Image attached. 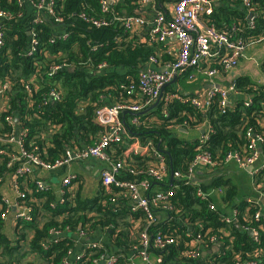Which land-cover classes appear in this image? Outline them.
Instances as JSON below:
<instances>
[{"label": "trees", "instance_id": "16d2710c", "mask_svg": "<svg viewBox=\"0 0 264 264\" xmlns=\"http://www.w3.org/2000/svg\"><path fill=\"white\" fill-rule=\"evenodd\" d=\"M166 1L156 0L157 7ZM242 1L227 0L236 4ZM27 3L30 4L29 0H0V12L9 17H0L4 42L0 46V88L6 82L13 86V90L6 89L0 94V103L4 102L0 107V138L15 136L24 128L28 132L24 137L25 149L38 147L41 158L54 162L63 157L66 149L80 147L79 139L88 145L96 142L101 126L94 120L95 112L102 106L112 105L107 103L109 99L117 100L116 104L146 101V96L128 94L127 87L137 81L139 71L150 57L157 58L158 65L173 62L175 58L166 53L164 42L146 41L151 29L147 23L131 31L118 20L145 13L141 0H118L107 12L102 11L100 0H56V17L60 22L54 17H44L40 24L33 22L35 10L28 9L31 4ZM250 3L256 15L254 29L243 12L213 13L205 18L208 24L228 30L234 38L246 42L253 37L254 41L264 35V0H250ZM213 8L215 11L214 5ZM81 13L104 19L108 24L96 26L82 18ZM102 63L105 67L100 69ZM211 65L220 66L217 60ZM55 66L61 68L53 71ZM190 74L191 71L178 75L177 81L190 82ZM235 83L236 92L242 98L224 109L217 97L212 98L206 111L173 98L139 115L138 124L131 123L134 117L131 112L121 113L128 134L143 143L150 142L165 155L169 171L183 175L166 180L167 186L175 187L170 197L174 209L168 212L172 217H180L175 225L166 220L148 226L149 218L144 211L134 212L132 206H122L121 203L129 199V190L114 184L109 189L101 186L94 198L85 197L78 177L66 203L60 204L62 196L58 194V185H50L46 192H41L31 178H21L26 192L22 202L29 208L32 220L13 227L0 213V264H65L75 247V238L68 233L73 235L83 230L90 234L97 229L110 232L112 244L123 248L118 264H125L127 255L131 256L132 247L138 242L133 239L134 223H140V228L152 238L162 232L176 239L164 248L150 247L152 256L161 257L159 264L190 261L185 254L191 247L192 236L199 232L204 238L215 236L222 244V252L212 264L250 260L264 264V216L256 220L260 205L247 202L239 184L226 176L228 167L224 164L229 150H244L248 146L250 128L264 135V87L249 78H237ZM26 85L30 92L24 89ZM52 91L57 92L60 99L50 100ZM164 92L194 96L193 92L186 94L184 88L178 92L172 84L167 85ZM245 95L251 100L249 106L245 105ZM8 116L13 117L12 122L7 120ZM182 126L208 135L201 148L211 155L216 165L205 170L203 178L206 179L200 184L186 182L188 178L184 176L197 153L195 148L200 139L185 140L182 137L185 134L178 128ZM0 147L6 149L7 144L0 143ZM107 152L112 161H125L117 176L121 181L134 180L137 175L131 173L130 168L145 169L153 160L151 153L129 151L127 142L111 144ZM7 163L8 156L0 155V178L8 174ZM254 181L262 184L264 190V168L258 171ZM198 187L205 192L222 188L223 194L220 199L202 200L197 196ZM215 201L217 209L212 210L209 204ZM54 203L57 206L51 208L50 204ZM223 207L236 209V220L224 222ZM186 226L193 227L192 236L187 235ZM245 227L255 229L256 236L250 235ZM58 231L60 234L55 235ZM106 251L104 245L86 249L85 256L71 264H93L92 260Z\"/></svg>", "mask_w": 264, "mask_h": 264}, {"label": "built area", "instance_id": "2783aa9c", "mask_svg": "<svg viewBox=\"0 0 264 264\" xmlns=\"http://www.w3.org/2000/svg\"><path fill=\"white\" fill-rule=\"evenodd\" d=\"M103 12H107L111 4L116 3L118 0H100ZM30 6L35 8V16L33 22L40 24L44 17L56 18L60 22V18L56 17L55 2L56 0H29ZM143 6L154 7L156 9L154 19L148 22L145 16H130L120 17L118 20L123 22V25L131 30H139L144 24L151 26L148 32L146 41L150 43L164 42L172 37L176 38L179 42V50L175 60L165 65V70H161L158 65L159 60L154 56L150 57L145 67H143L137 76V81L132 82L127 87V93H137L143 98L146 96V101L141 104L138 102H122L114 105H105L98 108L95 112L94 120L101 126V130L97 140L92 145H87L85 148L75 147L66 149L63 157L58 158L54 162L45 161L40 157L38 147L33 150H26L24 146V137L27 135V130L22 128L18 134L11 136L7 139L0 138V143L7 144V148L0 147V155L8 156L7 168L8 174L0 178V213L3 220H9L11 226H22L24 222L32 220V215L29 208L23 204L22 199L26 196V192L21 186V178H31V182L35 183L38 190L46 192L49 184L43 176L35 175L32 173L37 170L43 173H52L59 168L68 167L75 160H87L90 158H99L109 163V167L102 172L103 185L108 186L114 184L117 187L127 188L129 190V199L133 201L132 210L134 212L144 211L149 218L148 226L158 221L169 220L166 217L169 211H173L174 207L170 202V197L174 193V186H167L166 180L177 179L183 177L180 172H172L168 169V162L160 151L152 147L150 142H141L138 138L131 137L126 130V126L121 117L124 111L131 112L134 117L131 119L132 124L139 123V113L153 104L159 99L162 89L172 82L178 75L191 71L190 79L194 78V73L198 70L203 75L214 77L219 72H229L238 66L239 60L242 57L246 48V43L242 39L234 38L228 30H220L212 24L203 23L201 18L203 15H210L213 11L211 0H175L172 6L170 15L157 8L156 0H141ZM242 4L249 8L251 14V28H255L254 18L255 14L251 9L250 0H243ZM80 16L96 26L107 25L108 22L101 18H93L85 13ZM0 17L7 18L8 15L0 12ZM9 18V17H8ZM33 35V34H32ZM34 37V35H33ZM264 41V35L252 42ZM35 43V42H34ZM4 44L2 33H0V46ZM34 49V46H33ZM33 51V50H32ZM31 53V50H30ZM217 60L220 64L219 67L212 66V61ZM201 66L203 68H201ZM105 64L99 65L102 69ZM61 66L53 67V71L58 70ZM10 82H6L0 88V94L8 89ZM28 86V85H26ZM30 87L28 86L27 89ZM235 91V86L231 85L226 88L217 87L210 89L205 98L200 93H194L193 97L186 95L180 96L174 92L163 93L160 102L164 101L166 104L173 98H177L183 102H188L196 108L206 111L211 103L212 98H219L223 108L226 106L228 95ZM50 100L60 99V95L52 91L50 93ZM4 103V102H2ZM0 103V107L3 105ZM251 100L246 101L249 106ZM167 115L168 113L164 111ZM9 122L13 121V117L8 116ZM249 143L244 150L233 149L229 150L224 158V164L229 166L234 163L238 168L247 170L253 167L250 172L252 176H256L258 171L264 168V165H258L261 159V151L259 146L264 148V135L256 132L253 128L248 130ZM208 139V135H204L199 140L198 146L195 148L197 153L193 158L187 174L184 175L186 182H194L197 184L202 183L200 180V171H205L207 168L215 166L216 163L211 155L202 150L201 145ZM127 142L129 151L134 153L150 154L153 160L145 169L136 170L130 168V172L137 175L134 180H118L117 176L120 174L121 168H124L125 161L123 159L111 160L107 148L111 144H120ZM12 146V148H11ZM78 175L68 172L61 180L59 185L58 194L62 196L58 203L65 204L67 197L70 196L71 189L77 184ZM199 180V181H196ZM168 184V183H167ZM262 184H256L254 187L257 192L263 190ZM12 191L13 198L9 197L6 190ZM223 192L222 188H213L205 192L201 187L197 189V196L206 200L212 198L214 192ZM247 202L259 204L254 199L247 198ZM256 201V202H253ZM260 205V204H259ZM51 208L57 206L56 203L50 204ZM210 209L216 210L217 206L214 202L209 204ZM261 208V206H260ZM233 216L230 218H223L224 222L236 220L237 210L232 209ZM161 217H157L160 216ZM223 216V215H222ZM264 216V212L260 210L256 214V220ZM157 217V219H156ZM245 230L252 231L253 236H256L255 229L246 228ZM60 232H55L59 235ZM79 238L88 235L86 231L80 230L77 233ZM190 236V235H189ZM192 236V235H191ZM193 241L190 249L186 252L189 258L197 259L203 250L210 248L213 244L218 242L215 236L202 237V233H197L192 236ZM176 242L173 237L164 236L162 232H158L153 238L149 232L142 229L139 241L133 245L131 257L125 259V264H135V257L139 258V264H153V257L149 252L151 246L157 248H164L167 244ZM94 243H89L84 250L79 254L70 252V258L65 260V264H71L73 260H81L86 253V249L99 248ZM121 257L115 255L106 256L102 254L99 258L92 260L93 264H118ZM245 262H237L236 264H243ZM248 264H259L254 260L246 261Z\"/></svg>", "mask_w": 264, "mask_h": 264}, {"label": "crops", "instance_id": "0c3cea01", "mask_svg": "<svg viewBox=\"0 0 264 264\" xmlns=\"http://www.w3.org/2000/svg\"><path fill=\"white\" fill-rule=\"evenodd\" d=\"M212 1V13L210 15H212L213 13L215 15L220 14L223 15L221 12H223L224 14L227 13H231L233 11H237V12H243L246 13L247 19L249 20V24H250V20H251V14L249 12V10L247 9L246 6H244L242 3L241 4H236V3H230L227 2V0H211ZM174 1L173 0H168L166 2H164L163 4L159 5L157 8L160 10H162L163 12H165L167 15H170L171 10H172V6H173ZM28 5H30L29 3H27ZM27 5V6H28ZM214 7L216 8V10L214 11ZM28 9H34V6H28ZM145 13H143V15L145 16V19L148 22H151L154 19L155 16V12L156 9L154 7L148 6L145 7ZM206 16L208 15H203L201 20L203 23H207L206 20ZM256 16V15H255ZM206 17V18H205ZM208 24V23H207ZM255 25V23H254ZM251 26V24H250ZM253 29V28H251ZM223 30V29H222ZM253 38V37H251ZM249 39L248 41H246V48L244 50V53L242 55V57L239 60V64L236 68H234L233 70L229 71V72H219L217 75H215L214 77H209V76H205L203 75L200 71H196L194 73V78L190 79V82H186V84L184 83V81L182 80L181 82L177 81L176 77L175 83L172 84L175 86L176 90L178 92L183 91V88L185 89L186 94L189 93H200V95H202L203 98H205L206 93L214 88L217 87H222V88H226L229 87L231 85L235 86V91L231 92L226 100V106L224 108H226L227 106H232L234 105V103L236 102L237 99H240L242 97H240L239 95L241 94H237L236 92V83L235 80L237 78H249L251 79L252 82H254L255 84L258 85H262V87H264V41L261 42H252L253 39ZM166 48L165 51L166 53L171 57L176 58L178 50H179V42L178 40H176V38H170L167 43H165ZM171 62H168L166 64H169ZM160 65L161 66V70H165V65ZM186 87V88H185ZM235 93V94H232ZM244 95V94H243ZM244 101H245V105H246V101L249 99L248 96H243ZM250 100V99H249ZM117 100H111L109 99L107 101V103H110L112 105L116 104ZM156 103V102H155ZM221 104V102H220ZM158 106V105H157ZM156 106V107H157ZM247 106V105H246ZM153 109L156 108L155 106H151ZM150 107V108H151ZM221 107L223 108L222 104ZM223 108V109H224ZM153 109H151L150 111H152ZM149 111V112H150ZM180 131H182L185 135L182 136L185 140L187 139L188 141H192V140H196V139H201V137L203 136V132L200 130H190L186 127V126H182V127H178ZM127 130V129H126ZM128 133V132H127ZM79 144L81 148H85V146L88 145V143L86 144L85 141H83L82 139H79ZM260 151H261V159L260 162L258 163V165H264V148L259 146ZM109 167V163L106 161H103L99 158H90L87 160H75L73 161L68 167L66 168H59L55 171H53L52 173H43V172H36L35 175H39V176H43L44 179L47 181V183L50 185H60L61 184V180L62 178L68 173V172H72L78 175L79 177V185L81 184V186L83 187L82 189V194L85 197H91L94 198V196L97 195V191L98 189L102 186L103 188H110V185L105 186L103 185L102 182V172ZM227 171H225L226 176L227 177H231V178H236V177H242L245 182H246V189L242 190V194L243 197L250 198L254 200H256L257 202H259L260 206H261V211L264 212V202H261L262 197L264 196V190H261V192H257L255 190L254 187V179L255 176H252V174L250 173L251 171L249 170H242L240 168H238L234 163L230 164L229 166H227ZM205 171H200L199 176L201 177L200 180L201 181H205L206 178H203V174ZM81 181V183H80ZM253 182V183H252ZM237 184H239L237 182ZM7 193L9 194L8 196L13 198V194L12 191H9L8 189L6 190ZM77 191L79 192V187L77 189ZM222 193H219L218 191L214 192L213 198L214 199H220ZM121 203V202H120ZM215 204L217 203L216 201L214 202ZM221 202H218V204ZM122 206H133V201L128 199L126 202L121 203ZM217 206V204H216ZM220 206H223L222 204H220ZM224 208V207H223ZM225 214L222 216L223 218H232L233 216V211L230 207H225L224 208ZM162 215V214H160ZM228 217H226V216ZM161 217V216H160ZM166 217H170L168 222H172L175 225V222H178L180 217H172L169 213L166 215ZM140 223H134V226H132V230H133V239H135L136 241H139L140 239V235L142 232V228H140ZM139 228V229H138ZM193 231V227L191 226H186V232L187 235L191 236V233ZM68 235L73 236V238H75V247L73 249V254H79L81 253L84 248L87 246V244L89 243H94V242H98L104 245V247H106V256H112V255H117V256H121L120 251H123V248H116L114 246V244H112L113 241H111L110 239V232H106L103 229H97L93 232H91L90 234L79 238L78 234H71L68 233ZM219 243V246H217L216 244ZM216 242L215 244H213L210 248L203 250L201 255L195 259V258H189L186 257L188 260L190 261H185V262H168L167 264H212L214 258L219 255L222 252V244L220 242ZM132 251V250H131ZM204 252H209L206 256L203 254ZM123 253V252H122ZM134 253L132 252L131 256ZM123 255V254H122ZM128 257H131L129 255H127ZM153 257V264H159V262L161 261V257H157V256H152ZM139 264V258L135 257V263ZM243 264H248V263H243Z\"/></svg>", "mask_w": 264, "mask_h": 264}, {"label": "rangeland", "instance_id": "374dc122", "mask_svg": "<svg viewBox=\"0 0 264 264\" xmlns=\"http://www.w3.org/2000/svg\"><path fill=\"white\" fill-rule=\"evenodd\" d=\"M27 87H28V86H24V89H25L26 91L30 92V91H29V88L27 89ZM165 88H166V87H165ZM8 90H9V91L13 90V86L11 85V83L9 84ZM176 94H177V93H176ZM159 103H160V101H159ZM159 103H158V105H159ZM65 153H66V151H65ZM232 180H233L234 182H236V183H237V182L239 183L238 186L240 187V192L243 193L242 190H243V189H246V182H245V180H244L242 177L232 178ZM252 183H253V182H252ZM241 189H242V190H241ZM94 244L97 245V246H102V245H103V244L98 243V242H94ZM87 245H88V244H87ZM26 259H27V258H26ZM26 259H25V260H26Z\"/></svg>", "mask_w": 264, "mask_h": 264}, {"label": "water", "instance_id": "95a60500", "mask_svg": "<svg viewBox=\"0 0 264 264\" xmlns=\"http://www.w3.org/2000/svg\"><path fill=\"white\" fill-rule=\"evenodd\" d=\"M29 34H30V33H29ZM174 83H175V80H173V81L170 82L169 84H174ZM169 84H167V85H169ZM164 90H165V87L162 89V92H161V94H160V96H159V99L156 101V103L153 104V107H154V106L156 107V106L158 105L159 101L161 100V98H162V96H163ZM151 109H153V108H152V107H151V108L149 107V108H147L146 110H144L143 112H141V113H139V114H140V115H144V114L148 113ZM16 121H17V120H16ZM247 170L251 171V170H253V167L248 168ZM196 181H199V180H196ZM261 202H264V196L262 197ZM249 234L252 235L253 232H252V231H249ZM217 243H218V242H217ZM216 245L219 246V243L216 244ZM208 253H209V252H204L203 254L206 256Z\"/></svg>", "mask_w": 264, "mask_h": 264}]
</instances>
